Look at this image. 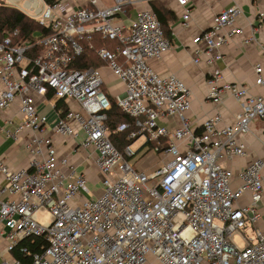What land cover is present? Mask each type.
<instances>
[{
    "label": "built area",
    "instance_id": "1",
    "mask_svg": "<svg viewBox=\"0 0 264 264\" xmlns=\"http://www.w3.org/2000/svg\"><path fill=\"white\" fill-rule=\"evenodd\" d=\"M174 1L184 9L182 25L187 26L189 0ZM142 2L147 0H0V6L38 25L24 40H15L18 30L0 37V112L13 108L19 119L4 135L16 141L25 137L29 155L27 166L18 169L0 155L5 250L10 253L23 238L43 237L46 246L30 264H264V234L242 233L260 216L264 161L255 159L241 169L236 187L232 170L221 164L246 154L242 137L254 120H264V94L221 83L214 69L207 79L208 100L218 104L229 95L239 109L231 124L209 117L196 130L186 116L190 97L184 82L174 74H158L150 64L171 42L152 10L139 6ZM132 8L136 17L127 22ZM239 13L236 4L222 9L193 38L204 44L194 61L201 54L206 63L221 57V47L242 34L234 27ZM259 19L264 24V11ZM97 36L111 45L94 47ZM252 40L246 37L244 43ZM86 48L95 50L100 66H83ZM101 67L123 85L116 105L132 120L115 131L154 142L138 158L145 165L130 160L135 154L130 144L119 150L109 138L111 103ZM254 71L255 84L264 87L262 67L257 64ZM168 119L174 120L171 127L161 123ZM56 136L71 137L74 153L83 150L95 158L99 195L84 196L90 192L87 178L58 152ZM244 193L249 202L240 205ZM38 211L48 212L47 222L39 223ZM4 264L23 263L10 258Z\"/></svg>",
    "mask_w": 264,
    "mask_h": 264
},
{
    "label": "crops",
    "instance_id": "2",
    "mask_svg": "<svg viewBox=\"0 0 264 264\" xmlns=\"http://www.w3.org/2000/svg\"><path fill=\"white\" fill-rule=\"evenodd\" d=\"M148 1L138 5L149 7ZM151 1L160 9L162 20L165 21L168 30V39L171 42L170 47L158 59L151 61L152 68L163 76L174 74L184 82L190 97V108L186 116L196 130H199L201 123L209 117H218L219 125L231 124L234 114L239 109L238 101L229 95H224L220 103H211L207 98V79L214 69H218L221 83H239L247 86L252 94H264V87L255 84L254 71L255 65L259 64L264 77V24L259 19V13L264 11V0H189L190 18L187 26L182 25L184 9L174 0ZM233 4L240 9V13L234 20V27L241 28L242 34H235L231 37L228 43L221 47V57L213 63H206L204 54L199 56L198 62L194 61L195 51H202L204 44H195L193 38L211 26L219 11ZM136 14L137 11L134 8L128 11L127 22L134 20ZM246 37H253V40L244 43ZM100 72L104 77L105 89L109 95L115 97L123 93V85L107 68L101 67ZM8 119L10 121H7ZM18 123L19 119L13 108L0 112V155L4 163L13 169L27 166L29 160L28 152L24 148L25 137L21 135L16 141L4 135L5 129L13 131ZM161 123L171 127L174 120H162ZM79 134L80 139L83 134L81 132ZM55 139L58 152L67 154L76 170L85 174L87 186L99 182L100 188L96 190V195H99L102 189L101 175L94 164L95 158H88L86 151L83 150L74 153L72 150L74 141L71 137L64 141L58 136ZM242 140L246 146V154L242 157L224 159L221 162L233 172V187L239 184L237 176L241 169L255 159L264 161V120H254L249 132L242 137ZM151 161L152 158L149 159L150 163ZM145 167H150V165ZM261 173L264 178V164ZM0 185H5L1 176ZM248 202V193H244L238 200L240 205ZM257 206L260 216L254 223L246 224L242 231L244 236L253 238L255 230L264 234V191ZM10 258L12 257L5 250L4 240L0 237V264H4V261Z\"/></svg>",
    "mask_w": 264,
    "mask_h": 264
},
{
    "label": "trees",
    "instance_id": "3",
    "mask_svg": "<svg viewBox=\"0 0 264 264\" xmlns=\"http://www.w3.org/2000/svg\"><path fill=\"white\" fill-rule=\"evenodd\" d=\"M150 10L156 15L160 21L161 28L164 36L168 38V30L166 29V23L162 20L160 9L151 0L148 1ZM38 29V25L32 19H29L18 10L0 6V37L4 38L9 35L13 30H18V36L15 38L16 41L30 38L31 33ZM94 47L100 45H111V42L102 39L100 37L93 38ZM83 66H100V62L97 60L95 50L86 48L85 52L81 56ZM110 100V108L106 111L107 120L106 126L109 130V138L112 143L119 149L122 150L127 144H131L134 139L127 138V131L116 132L117 125L122 122H131L129 115L123 113L120 108L116 105L115 97L108 94ZM154 145V142L146 141L142 146H146L148 149ZM46 246V240L43 237H29L23 238L18 241L14 246L13 250L9 253V256L18 259L23 264H30L34 254L39 253ZM24 248L25 250H22Z\"/></svg>",
    "mask_w": 264,
    "mask_h": 264
},
{
    "label": "rangeland",
    "instance_id": "4",
    "mask_svg": "<svg viewBox=\"0 0 264 264\" xmlns=\"http://www.w3.org/2000/svg\"><path fill=\"white\" fill-rule=\"evenodd\" d=\"M144 142H145V136L142 135V136H139L136 139H134L133 142L130 144V148L135 152L133 157L130 158L131 161H133L135 163H142L143 165L146 164V160L144 161L141 158L138 159L141 156V154L144 153L145 150H146L145 146H142V147L140 146ZM146 158L147 159H151L152 158L151 164L155 165L154 164L155 163V159L152 157V154H148ZM134 166L137 168L136 164H134ZM87 188H88V190L90 192H86L85 191L84 192L85 196H89V197H92L93 195L97 196L96 195V190L100 188V184H99V182L95 183V184H91V186L88 185ZM37 217H38L39 223H45V222L48 221V212L47 211H38L37 212ZM235 240H236L238 245H242L243 244L242 241L237 236H235Z\"/></svg>",
    "mask_w": 264,
    "mask_h": 264
}]
</instances>
